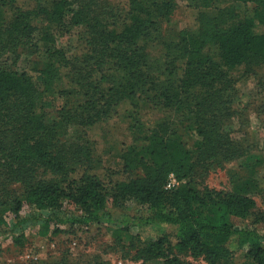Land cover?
Here are the masks:
<instances>
[{
	"label": "trees",
	"instance_id": "obj_1",
	"mask_svg": "<svg viewBox=\"0 0 264 264\" xmlns=\"http://www.w3.org/2000/svg\"><path fill=\"white\" fill-rule=\"evenodd\" d=\"M189 1L199 10L196 32H179L163 42L156 57L149 49L174 0H129L126 14L116 22L93 16L86 4L69 12L72 0H0V153L7 154L13 179L24 186L22 196L11 199L13 214L27 206L40 214L41 223L53 220L80 229L113 225L110 209L132 200L145 212L119 220L112 234L126 237L134 261L184 264L173 255L175 250L205 264H221L236 252L244 264H264V235L258 229L264 225V211L245 195L246 188L225 194L203 185L213 167L243 155L230 139L232 93L241 77L264 64V0ZM68 28L80 30L79 41L86 49L82 64L96 66L86 77L76 70L67 88L63 83L58 94L66 104L71 100V108L58 110L50 125L37 108L44 90L55 84L54 67H32L33 75L15 72L6 62L12 58L15 64L20 55L34 54L40 47L53 58V38ZM178 62L183 71L177 80ZM72 66V61L60 64L66 71ZM122 109L131 119V143L116 151V163L101 176L100 166L92 165L95 143L89 142L88 133ZM147 111L162 117L144 124L140 116ZM57 126L83 130L76 143L70 142L74 147L59 145ZM7 136L9 150L2 144ZM37 167L70 179L64 185L36 180ZM75 167L82 172L71 179ZM260 172L258 183L264 189V162ZM169 175L178 186L168 191ZM64 202L76 213L63 214ZM236 220L249 223L237 226ZM129 221L135 235L128 236ZM28 224L26 218L20 228ZM170 228L175 230L174 247Z\"/></svg>",
	"mask_w": 264,
	"mask_h": 264
},
{
	"label": "rangeland",
	"instance_id": "obj_2",
	"mask_svg": "<svg viewBox=\"0 0 264 264\" xmlns=\"http://www.w3.org/2000/svg\"><path fill=\"white\" fill-rule=\"evenodd\" d=\"M147 2L148 0H139ZM129 0H72L69 12L77 9V6L86 4L90 7L93 16H98L108 22H116L127 12ZM223 4H228L230 0H221ZM173 11L159 24V36L151 43L149 53L159 57L163 42L175 39L181 31L187 33L196 32L198 26L197 10L189 0H174ZM33 7L29 4V7ZM44 6V4H42ZM70 16L69 13L66 14ZM45 20L40 22V26H45ZM79 28H68L63 36L53 38L54 49L57 53L50 57V54L40 47L34 54L20 55L14 64V59H9L6 65L15 72L22 70L33 74V68L42 70L48 64L54 67L56 80L51 90H44L42 99L38 105L37 112L45 123L52 124L58 110L63 107L71 108V100L66 104V100L59 96L63 83L68 87V82L75 79V72L79 70L81 76L86 77L91 74L95 62L84 66L86 61V49L82 48L79 41ZM35 36L38 38V34ZM72 61L73 66L64 70L60 64L64 61ZM60 62V63H59ZM182 62L177 63L178 80L182 75ZM34 75V74H33ZM91 76V75H90ZM93 76V74H92ZM58 78V79H57ZM233 117L231 118L229 130L230 139L241 146L243 155L228 162H221L213 167L205 176L203 185L208 189L225 194L238 193L242 188H246V193L256 204V209L264 211V189L258 183V177L263 175L261 165L264 162V64L253 67V75L241 77L234 86ZM125 111L119 110L113 119L108 123L95 127L88 133L89 142L95 143L94 164L99 169V175H106L109 166L116 163L117 150L123 145H129L131 138L129 126L131 119ZM141 115V113H140ZM144 124L150 125L162 117L161 114L147 111L141 116ZM175 123L172 125L174 128ZM58 137L65 148H72L70 142L76 143V139L82 136L83 130L78 127L60 128L57 126ZM80 141V140H78ZM2 144L6 149L11 148L10 137H3ZM80 146H85L81 141ZM6 153H0V264H94L99 260L103 264H162V260L142 263L134 261V252L129 247L126 237L117 239L113 236V231L117 228L119 220L134 218L145 211L132 200H124L117 209H110L114 220L113 225L102 224L92 225L88 228L56 225L55 221L41 223L40 214L31 210L27 206H22L17 215L13 214L14 207L11 204L12 198H19L23 194L24 186L21 181L13 179L14 168L10 166ZM93 165V166H94ZM75 173L69 177L79 176L81 169L75 167ZM74 168V169H75ZM36 180L44 182H57L65 184L68 177L63 175H53L44 167H37ZM250 185H244L255 181ZM110 208V207H109ZM62 213L75 214L76 210L71 204H62ZM18 217V218H17ZM27 218L29 222L20 228L21 222ZM19 219L22 221L19 222ZM129 235L137 233L136 227L127 222ZM248 221L236 220L237 226L246 227ZM261 234L264 235V225L258 226ZM170 245L175 246V230L170 228ZM19 237V238H18ZM18 238V239H16ZM173 255L184 264H205L202 258H196L188 253L178 254L175 250ZM244 259L240 252L233 254L231 259L223 261L221 264H244Z\"/></svg>",
	"mask_w": 264,
	"mask_h": 264
},
{
	"label": "built area",
	"instance_id": "obj_3",
	"mask_svg": "<svg viewBox=\"0 0 264 264\" xmlns=\"http://www.w3.org/2000/svg\"><path fill=\"white\" fill-rule=\"evenodd\" d=\"M178 186V183L173 175H169L165 184L166 190H172ZM82 229H85L84 227Z\"/></svg>",
	"mask_w": 264,
	"mask_h": 264
}]
</instances>
